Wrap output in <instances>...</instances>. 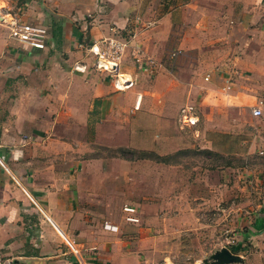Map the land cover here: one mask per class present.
Listing matches in <instances>:
<instances>
[{
  "label": "crops",
  "instance_id": "1",
  "mask_svg": "<svg viewBox=\"0 0 264 264\" xmlns=\"http://www.w3.org/2000/svg\"><path fill=\"white\" fill-rule=\"evenodd\" d=\"M13 21L43 34L42 44L11 38ZM107 38L127 42L118 77L97 70L87 54ZM263 74L264 0H0L3 258L9 264H147L144 255L168 233V195L139 204L124 193L125 173L120 184H98V146L119 144L112 148L127 157L113 160L132 161L138 151L164 158L186 150L180 130L210 144L218 106L261 110L254 87L238 83ZM121 77L132 86L116 89ZM190 107L195 125L183 121ZM114 161L110 168L123 167ZM135 166L127 167L130 181ZM222 168V174L233 170ZM216 178L211 182L221 185ZM246 214L242 239L259 260L264 213ZM248 243L240 250L247 253Z\"/></svg>",
  "mask_w": 264,
  "mask_h": 264
},
{
  "label": "rangeland",
  "instance_id": "2",
  "mask_svg": "<svg viewBox=\"0 0 264 264\" xmlns=\"http://www.w3.org/2000/svg\"><path fill=\"white\" fill-rule=\"evenodd\" d=\"M259 77L240 79L238 85L246 82L244 88L253 86L251 95L264 101V74ZM230 81L236 86L234 77ZM253 105L234 109L218 106L214 114L220 122L211 127L214 133L207 131L210 144L196 138L193 130H180L187 149L164 158L138 151L133 153L132 161H114L119 155L121 159L127 157L114 151L119 144L111 142L110 150L98 146L95 157L103 164L97 172L98 184H120L119 176L125 173V178L121 176L124 193L140 200L139 204L146 198L168 195L164 204L170 215L168 233L159 237L155 250L144 255L147 264H214L212 256L222 248L243 259L237 264H264V253L259 260L254 259L250 254L253 245L242 239L248 231L243 216L264 213V102L260 117L252 115ZM204 127L202 124L200 129ZM146 156L152 160L144 159ZM113 161L123 167L110 168ZM131 162L137 169L136 179L130 181L128 175L132 172L127 167ZM148 163L155 167L146 166ZM225 166L233 170L222 174ZM215 178L221 180V185L211 182ZM200 196L202 203L196 199ZM243 242L248 243L247 253L240 250Z\"/></svg>",
  "mask_w": 264,
  "mask_h": 264
},
{
  "label": "built area",
  "instance_id": "3",
  "mask_svg": "<svg viewBox=\"0 0 264 264\" xmlns=\"http://www.w3.org/2000/svg\"><path fill=\"white\" fill-rule=\"evenodd\" d=\"M10 37L14 40H17L21 43L28 44L31 46L41 45L43 41V34L35 29H31L27 26L21 25L18 22H11L9 24ZM102 47H92L88 49V56H92L94 60V67L101 71L110 74L111 76L118 77V67L121 64V59L124 53L125 48L127 47L126 41H119L114 38L104 39L102 42ZM120 84V86H117ZM115 87L118 90L127 89L132 86L131 81L117 78L115 81ZM262 114L260 108H254L252 110V115L254 117H260ZM183 121L187 125H195L198 122V118L194 113L193 108H187L183 111ZM124 212L133 213L135 212L134 208L124 207ZM127 221L137 222V219L128 217ZM73 253L75 256H79V251L73 246ZM9 260H5L1 254L0 249V264H9Z\"/></svg>",
  "mask_w": 264,
  "mask_h": 264
},
{
  "label": "water",
  "instance_id": "4",
  "mask_svg": "<svg viewBox=\"0 0 264 264\" xmlns=\"http://www.w3.org/2000/svg\"><path fill=\"white\" fill-rule=\"evenodd\" d=\"M212 259L214 261V264H237L243 262L240 256L234 254L227 248H222L220 251H217L212 256Z\"/></svg>",
  "mask_w": 264,
  "mask_h": 264
},
{
  "label": "bare ground",
  "instance_id": "5",
  "mask_svg": "<svg viewBox=\"0 0 264 264\" xmlns=\"http://www.w3.org/2000/svg\"><path fill=\"white\" fill-rule=\"evenodd\" d=\"M122 78V77H121Z\"/></svg>",
  "mask_w": 264,
  "mask_h": 264
}]
</instances>
